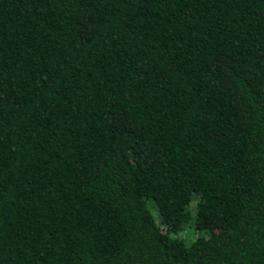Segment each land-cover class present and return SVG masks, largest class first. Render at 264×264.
Listing matches in <instances>:
<instances>
[{"label":"trees","instance_id":"obj_1","mask_svg":"<svg viewBox=\"0 0 264 264\" xmlns=\"http://www.w3.org/2000/svg\"><path fill=\"white\" fill-rule=\"evenodd\" d=\"M264 264V0H0V264Z\"/></svg>","mask_w":264,"mask_h":264},{"label":"rangeland","instance_id":"obj_2","mask_svg":"<svg viewBox=\"0 0 264 264\" xmlns=\"http://www.w3.org/2000/svg\"><path fill=\"white\" fill-rule=\"evenodd\" d=\"M135 264H139V263H135Z\"/></svg>","mask_w":264,"mask_h":264}]
</instances>
